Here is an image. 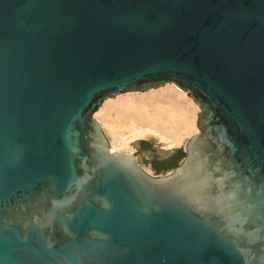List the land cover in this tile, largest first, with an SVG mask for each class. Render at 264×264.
Instances as JSON below:
<instances>
[{"label":"water","instance_id":"obj_1","mask_svg":"<svg viewBox=\"0 0 264 264\" xmlns=\"http://www.w3.org/2000/svg\"><path fill=\"white\" fill-rule=\"evenodd\" d=\"M166 83L199 133L151 177L93 114ZM0 264H264V0H0Z\"/></svg>","mask_w":264,"mask_h":264},{"label":"bare ground","instance_id":"obj_2","mask_svg":"<svg viewBox=\"0 0 264 264\" xmlns=\"http://www.w3.org/2000/svg\"><path fill=\"white\" fill-rule=\"evenodd\" d=\"M199 112L186 91L174 83H166L142 92L120 93L105 99L93 119L99 124L103 136L109 139V149L114 153L128 155L119 152H131L134 141L147 139L167 150L161 152L165 155L175 150L173 148L184 146L188 138L189 141L199 133L196 126Z\"/></svg>","mask_w":264,"mask_h":264},{"label":"rangeland","instance_id":"obj_3","mask_svg":"<svg viewBox=\"0 0 264 264\" xmlns=\"http://www.w3.org/2000/svg\"><path fill=\"white\" fill-rule=\"evenodd\" d=\"M106 139L111 148L109 139L107 137ZM187 141L185 142V144L187 143ZM185 144L184 146L173 148L175 150L163 155L161 154V152L167 150H163L162 148L158 147L155 144V142L152 140L141 139L134 141L131 144L132 147L131 152H119V153L134 154V156L138 160L140 168L146 174H148L151 177H162L169 174V172L172 170V167L175 165V162H177L176 166H178L181 163L182 159L185 157V150H184ZM158 165L164 167L165 169H163V171L161 172L158 171L155 172L154 166H158Z\"/></svg>","mask_w":264,"mask_h":264},{"label":"flooded vegetation","instance_id":"obj_4","mask_svg":"<svg viewBox=\"0 0 264 264\" xmlns=\"http://www.w3.org/2000/svg\"><path fill=\"white\" fill-rule=\"evenodd\" d=\"M154 169H155V172H161V171H163V169H165L164 167H161L160 165H158V166H154Z\"/></svg>","mask_w":264,"mask_h":264},{"label":"trees","instance_id":"obj_5","mask_svg":"<svg viewBox=\"0 0 264 264\" xmlns=\"http://www.w3.org/2000/svg\"><path fill=\"white\" fill-rule=\"evenodd\" d=\"M176 165H177V162H175V165L172 167V169H173V168H175V167H176Z\"/></svg>","mask_w":264,"mask_h":264},{"label":"snow or ice","instance_id":"obj_6","mask_svg":"<svg viewBox=\"0 0 264 264\" xmlns=\"http://www.w3.org/2000/svg\"><path fill=\"white\" fill-rule=\"evenodd\" d=\"M246 262H247V258H246Z\"/></svg>","mask_w":264,"mask_h":264}]
</instances>
